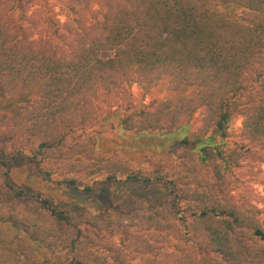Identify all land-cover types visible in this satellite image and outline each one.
<instances>
[{"label":"trees","instance_id":"obj_1","mask_svg":"<svg viewBox=\"0 0 264 264\" xmlns=\"http://www.w3.org/2000/svg\"><path fill=\"white\" fill-rule=\"evenodd\" d=\"M100 4L69 6L60 22L0 0V264H264V209L232 191V171L264 139V0ZM164 80L174 96L134 103L130 85ZM114 118L151 137L188 132L137 167L99 150ZM18 156L86 195L113 182L164 188L149 203L129 194L115 209L67 210L12 180Z\"/></svg>","mask_w":264,"mask_h":264},{"label":"rangeland","instance_id":"obj_2","mask_svg":"<svg viewBox=\"0 0 264 264\" xmlns=\"http://www.w3.org/2000/svg\"><path fill=\"white\" fill-rule=\"evenodd\" d=\"M29 13L42 15L46 11L50 16L60 22L70 18L68 7L72 6L79 11L95 10L100 7V0H20ZM111 51H104L103 56L109 57ZM133 93V101L137 105L148 104L153 100H162L174 96L175 91L171 90L167 80L143 87L138 83L130 85ZM122 111L120 115L122 116ZM202 110H199L188 122L191 133L195 132L201 124ZM243 118L236 117L232 124V132L237 139H241L239 133L242 127ZM105 131L99 137V150L105 153H118L119 156L134 162L137 167L150 168V161L160 162L164 158L178 151V140L187 133V126L173 131L169 137H151L147 134H139L124 130L119 125L117 118L111 119L104 127ZM190 133V135H191ZM232 146L234 142L229 140ZM253 154H249L234 171H232L235 182L232 186L235 199L241 202L257 205L264 209V139L252 145ZM11 162V177L18 184L32 185L36 190L45 194L52 193L56 204L63 205L64 209H75L85 207L93 213L101 212L104 209H115L119 200L126 195L133 194L143 198L147 203L161 194L163 184H134L132 182H113L103 188L96 187L95 193L86 195L73 187L65 184H55L44 180L42 177L32 175L31 160L26 157H14ZM155 167V166H154Z\"/></svg>","mask_w":264,"mask_h":264}]
</instances>
